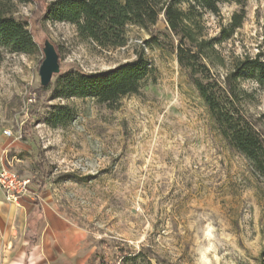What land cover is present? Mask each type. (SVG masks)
Returning a JSON list of instances; mask_svg holds the SVG:
<instances>
[{"label": "rangeland", "instance_id": "374dc122", "mask_svg": "<svg viewBox=\"0 0 264 264\" xmlns=\"http://www.w3.org/2000/svg\"><path fill=\"white\" fill-rule=\"evenodd\" d=\"M50 1L0 0L3 10L28 22L39 47L32 54L1 51L0 169L28 179L27 196H37L44 208L43 226L62 222L73 241L68 255L51 247L42 264H126L125 254L138 252L137 264H258L264 178L223 141L169 42L145 43L148 32L131 26L126 46L96 48L72 25L42 19ZM242 7L241 26L218 46L226 67L236 57L264 52V0L221 5L219 16L206 17L209 34L218 35ZM156 28H165L162 17ZM45 41L58 54L60 72L106 70L142 49L154 81L110 106L53 97L57 75L40 89ZM244 88L252 95L245 110L264 140V89ZM61 107L66 112L52 125L48 118ZM24 124L31 136L17 138ZM0 201L9 203L1 190ZM9 229L4 222L0 233ZM2 240L0 264H18L20 241L10 248Z\"/></svg>", "mask_w": 264, "mask_h": 264}, {"label": "trees", "instance_id": "16d2710c", "mask_svg": "<svg viewBox=\"0 0 264 264\" xmlns=\"http://www.w3.org/2000/svg\"><path fill=\"white\" fill-rule=\"evenodd\" d=\"M225 3L241 5L243 0H52L42 9V19L72 25L82 41L103 50L126 46L131 26L148 32L149 41L145 43L163 47V41H168L178 66L195 87L223 141L246 158L256 175L264 178V140L245 110L252 95L244 88V83H251L264 89V52L236 57L226 67L218 46L241 26L245 11L242 7L234 12L228 26L210 36L206 17L219 16ZM160 17L165 23L163 30L156 28ZM3 50L32 54L39 47L28 22L0 7V56ZM219 67L225 68L221 75L215 72ZM153 71L142 49L134 59L106 70H59L53 97L91 98L98 104L114 105L123 97L139 94L144 85L153 82ZM65 110L59 108L48 121L55 125ZM31 128L24 124L21 136H31ZM38 156L36 165L43 178L47 172L41 164L42 152ZM261 235L264 240V222ZM139 261V252L122 258L126 264ZM258 264H264V243Z\"/></svg>", "mask_w": 264, "mask_h": 264}, {"label": "crops", "instance_id": "0c3cea01", "mask_svg": "<svg viewBox=\"0 0 264 264\" xmlns=\"http://www.w3.org/2000/svg\"><path fill=\"white\" fill-rule=\"evenodd\" d=\"M41 190L42 187H39V191ZM0 204L4 205L2 207L5 210L0 211V227L7 222L11 228L2 233L4 235L0 233V237L10 248L13 240L20 241L18 253L21 254V260L18 264H42L51 253V247L67 255L72 251L73 241L68 237V229L64 223L53 220L46 228L43 226L45 212L37 196L33 199L26 195L18 203L4 204L0 201ZM15 223H19L18 235L13 227ZM42 226L44 228L41 230Z\"/></svg>", "mask_w": 264, "mask_h": 264}, {"label": "built area", "instance_id": "2783aa9c", "mask_svg": "<svg viewBox=\"0 0 264 264\" xmlns=\"http://www.w3.org/2000/svg\"><path fill=\"white\" fill-rule=\"evenodd\" d=\"M6 136H12L11 130H4ZM17 138H21L19 134ZM29 180L20 178L9 168L0 169V190L9 203H18L20 198L27 195Z\"/></svg>", "mask_w": 264, "mask_h": 264}, {"label": "water", "instance_id": "95a60500", "mask_svg": "<svg viewBox=\"0 0 264 264\" xmlns=\"http://www.w3.org/2000/svg\"><path fill=\"white\" fill-rule=\"evenodd\" d=\"M43 59L38 69L40 85L45 87L48 86L52 76L57 74L59 68V57L54 47L49 43L45 42L42 48Z\"/></svg>", "mask_w": 264, "mask_h": 264}]
</instances>
